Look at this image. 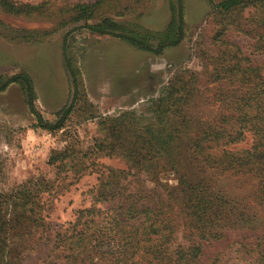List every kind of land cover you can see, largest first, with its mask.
<instances>
[{
	"label": "trees",
	"instance_id": "1",
	"mask_svg": "<svg viewBox=\"0 0 264 264\" xmlns=\"http://www.w3.org/2000/svg\"><path fill=\"white\" fill-rule=\"evenodd\" d=\"M121 1L31 4L0 0V11L50 23L44 29L8 27L14 40L42 39L74 22H82L92 33L118 37L155 54L183 40L182 0H167L170 19L161 30L114 20L110 15L123 14L116 10ZM213 8V49L204 64L208 68L206 86H199L196 73L185 81H170L158 98L155 118L135 138L134 146L125 145L127 131L120 127V118L110 119L111 135L120 146L125 145L133 165L99 171L92 205L76 211L74 220L55 235L51 251L64 264H264V62L245 56L229 37L234 31L243 34L251 42V51L264 55V0H220ZM66 37L63 58L76 94L78 83L67 56ZM11 83L22 86L39 127L55 132L70 119L75 95L56 112L52 123L34 110L33 85L27 73L0 78V92ZM196 97L213 112L189 118L187 106ZM84 108L89 107L84 104ZM128 114L131 122L137 120L131 112L121 117ZM164 116L171 117L170 128L160 126ZM177 140L185 156L176 150L179 146L171 145ZM66 153L53 152L48 164L66 165L70 157ZM156 155L172 169L187 160L197 166L200 176L192 181L177 173L176 185L168 187L157 174L141 175L137 169ZM212 175L238 179L247 190L241 199L214 191ZM26 193L30 194L20 192L24 197ZM41 195L36 192L34 196ZM100 202L109 206L101 209L96 206ZM36 214L35 221H43L40 211ZM0 264H10L1 248Z\"/></svg>",
	"mask_w": 264,
	"mask_h": 264
},
{
	"label": "rangeland",
	"instance_id": "2",
	"mask_svg": "<svg viewBox=\"0 0 264 264\" xmlns=\"http://www.w3.org/2000/svg\"><path fill=\"white\" fill-rule=\"evenodd\" d=\"M14 1L38 4L46 0ZM48 1L72 4L96 0ZM182 1L185 36L178 45L159 54L140 50L118 37L92 33L82 22L70 23L35 41L14 40L8 27L44 29L50 28V23L28 21L0 11V78L27 73L33 85L34 110L48 122L56 121V112L68 105L73 95L77 100L65 126L49 132L37 125L20 84L11 83L0 92V248L10 264H64L51 251L56 233L66 229L76 211L92 205L101 169L133 165L124 146H134L132 142L151 123V117L155 118L165 86L172 80L185 81L190 73L197 74L201 88L206 86L205 57L213 49L211 15L220 0ZM116 10L123 14L110 15L114 20L152 30L163 29L170 19L167 0H122ZM65 36L67 56L76 72V94L63 58ZM229 37L245 56L264 62V55L251 51L246 36L234 31ZM84 104L89 108L85 109ZM187 107L189 118L213 112L199 97ZM124 112L137 114V120L131 122V114L122 118ZM112 118H120V127L127 131L125 145L120 146L111 135ZM171 120L164 116L160 126L170 128ZM180 140L171 145L179 146ZM61 150L70 154L65 159L68 163L48 164L50 155ZM176 150L185 156L183 144ZM149 161L137 170L143 176L157 174L168 187L176 185L177 173L192 181L200 176L197 166L187 160L175 169L157 155ZM211 178L213 190L227 196L241 199L247 190L233 177ZM20 192L30 194L24 197ZM36 192L42 195L34 196ZM96 206L106 209L109 203ZM38 211L43 220L39 223L35 221Z\"/></svg>",
	"mask_w": 264,
	"mask_h": 264
}]
</instances>
